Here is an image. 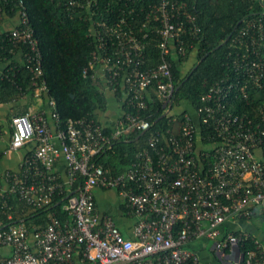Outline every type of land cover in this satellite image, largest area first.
Segmentation results:
<instances>
[{
  "label": "built area",
  "instance_id": "1",
  "mask_svg": "<svg viewBox=\"0 0 264 264\" xmlns=\"http://www.w3.org/2000/svg\"><path fill=\"white\" fill-rule=\"evenodd\" d=\"M95 3L65 0L69 9ZM15 6L17 22L10 26V38L21 44L20 55L33 73L32 84L39 96L47 85L44 78L39 80L43 68L38 39L25 1L15 0ZM133 11H123L114 23L102 21L106 34L92 25L97 45L84 73L92 69V76L113 91L119 86L124 100L137 106V113L125 112V119L117 118L111 133L87 116L70 118L63 126L53 98L43 109L12 115L9 148L18 149L31 140L35 147L23 156L19 170H7L0 177V198L16 193L28 203L40 205L50 201L64 182L71 184L80 176L83 180L64 201L69 217L53 214L47 226L33 232V245L25 223L0 226V246H12L11 255L0 258V264H73L77 250L97 264H201L200 254L190 242L204 238L213 240V250L223 264H240L244 259L247 264H264L260 237L253 234L259 249L245 253L240 242L250 232L222 229L228 220L264 215V99L257 116L229 104L239 83L242 97H249V86L264 93V57L259 52L264 40L262 18L249 20L232 38V44L244 48L236 50L232 60L243 79L217 80L201 97L202 121L214 126L218 141L197 145L199 129L186 113L180 135H170L160 144L159 135L151 134L127 169L111 173L96 156L110 148L120 133L149 128L139 111L147 106L150 84H156L165 106H171L176 85L168 55L174 47L184 52L186 43L192 44L200 30L186 0L150 3L143 23L159 33L162 60L143 67L148 32L141 35L129 23L136 18ZM185 35L191 37L186 41ZM60 156L66 162L67 180L56 169ZM97 186L120 190L130 212L137 216L133 237L121 231L112 214L99 211L94 193Z\"/></svg>",
  "mask_w": 264,
  "mask_h": 264
},
{
  "label": "trees",
  "instance_id": "2",
  "mask_svg": "<svg viewBox=\"0 0 264 264\" xmlns=\"http://www.w3.org/2000/svg\"><path fill=\"white\" fill-rule=\"evenodd\" d=\"M24 1L42 55L43 74L39 80L41 82L45 79L47 89L39 96L35 94L33 73L20 55L21 44H15L10 38V27H1L4 14L2 11L9 15L16 13L15 0H10L9 3L0 0V63L3 65L0 75V101L37 96L42 100L40 109H43L48 99L53 98L63 126L70 118L87 116L95 118L108 133L115 129L117 119L105 125L101 117L109 107L112 93L122 107L117 118L125 119V112H138L135 104L124 100L123 90L119 86L114 91L108 89L100 78L92 76V69L87 74L84 69L89 66L92 52L97 45L91 32L92 25L105 33L106 26H103L102 21L114 23L123 11L129 12L132 8L136 18L129 23L141 35L148 32L142 66L158 64L162 60L160 35L153 30L154 26H144L143 23L149 4L156 0H96L91 7L75 5L71 9L65 4V0ZM186 1L188 10L196 16L200 30L199 37L192 44L189 41L186 43L184 52H179L174 47L168 55L176 85L171 106H165L155 83L148 86L147 106L139 113L148 120L149 128H135L120 133L113 138L110 148L96 156L97 161L110 168L111 173L127 169L135 160L137 152L148 144L151 134L159 135L160 144L165 143L170 135H180L186 113H190L199 129L195 136L197 145L215 143L219 139L214 126L202 121L203 113L199 110L201 97L217 80L226 79L228 82L243 79L242 73H238L233 67L232 60L236 50L244 48H239V44H232V38L249 20L262 18L264 24V0ZM13 5L14 9H11ZM96 21L102 23L98 24ZM141 27L142 32L139 31ZM189 37L191 35H185L184 38L187 41ZM259 52L264 57V40ZM240 84L236 86V92L231 96L229 104H235V110L239 112H249L257 116V107L264 99L263 91L249 86L246 88L249 97H242ZM29 106L26 103L14 114L28 112ZM262 146L264 147V142ZM2 152L0 151V156ZM82 180L83 177L80 176L71 184L64 182L63 187L54 192L50 201L40 205L30 204L16 193L0 198V226L23 222L30 232H34L47 226L53 214L62 219L68 218V211L63 208L64 201L68 193ZM253 217L260 218L264 224L263 214ZM222 229L224 232L229 229L236 234L240 232L239 227H229L227 223L222 225ZM240 247L245 253L251 249H259L252 232L240 242ZM240 264H247L246 260H242Z\"/></svg>",
  "mask_w": 264,
  "mask_h": 264
},
{
  "label": "crops",
  "instance_id": "3",
  "mask_svg": "<svg viewBox=\"0 0 264 264\" xmlns=\"http://www.w3.org/2000/svg\"><path fill=\"white\" fill-rule=\"evenodd\" d=\"M3 22L1 26L10 27L17 22V15L3 14ZM3 71V65L0 63V75ZM112 93V92H111ZM114 95V93H112ZM111 97L109 107L104 112L101 118L105 125L113 123L115 119L121 114L122 107L121 103ZM29 104V111L39 110L43 103L41 98H30L23 96L17 100L3 102L0 101V151L2 155L0 156V177H3L7 170H19L21 165V160L23 156L31 151L35 147V141L31 140L24 146L18 149L9 148L11 139V117L14 115L16 110H19L23 106ZM45 105V104H44ZM46 107V106H45ZM44 107V108H45ZM48 119L52 126H54L53 118L48 114ZM56 169L60 174L61 178L67 180V167L66 162L62 156H60L56 162ZM95 198L97 202V207L102 214H112L115 217L121 231L129 237L134 236V226L137 221V216L132 214L126 205L124 196L120 193V190L116 187H105L97 186L95 189ZM229 227H239L246 231L252 232L253 234L260 237L264 242V224H262L261 219L258 217H253L248 220L246 219H236L228 220L226 222ZM211 240V242H210ZM29 242L33 245L35 239L33 232H30ZM190 246L197 250L201 257V264H223L222 261L217 256L216 252L213 250V240L209 238H204L201 240H193L190 242ZM12 253L11 245L0 246V258L7 257ZM73 264H97L96 262L88 261L84 258L81 250H77L74 254ZM126 264V263H122Z\"/></svg>",
  "mask_w": 264,
  "mask_h": 264
},
{
  "label": "water",
  "instance_id": "4",
  "mask_svg": "<svg viewBox=\"0 0 264 264\" xmlns=\"http://www.w3.org/2000/svg\"><path fill=\"white\" fill-rule=\"evenodd\" d=\"M166 112H167V110H166ZM166 112H165V113H166Z\"/></svg>",
  "mask_w": 264,
  "mask_h": 264
},
{
  "label": "rangeland",
  "instance_id": "5",
  "mask_svg": "<svg viewBox=\"0 0 264 264\" xmlns=\"http://www.w3.org/2000/svg\"><path fill=\"white\" fill-rule=\"evenodd\" d=\"M210 242H211V240H210Z\"/></svg>",
  "mask_w": 264,
  "mask_h": 264
}]
</instances>
